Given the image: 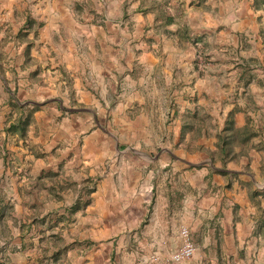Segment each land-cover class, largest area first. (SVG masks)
Wrapping results in <instances>:
<instances>
[{"label": "crops", "instance_id": "crops-1", "mask_svg": "<svg viewBox=\"0 0 264 264\" xmlns=\"http://www.w3.org/2000/svg\"><path fill=\"white\" fill-rule=\"evenodd\" d=\"M37 1L36 35H14L24 20L0 24V177L42 181L44 213L62 212L80 180L97 179L91 203L64 226L67 241L82 242L64 264H174L182 226L197 246L223 237L234 259L263 264L264 198L250 199L264 186L263 0H137L125 21L119 4L118 20L95 26L100 0L85 23L83 7ZM10 96L37 106L24 138L3 131ZM228 119L224 156L215 144ZM49 179L65 193L50 195Z\"/></svg>", "mask_w": 264, "mask_h": 264}, {"label": "rangeland", "instance_id": "rangeland-1", "mask_svg": "<svg viewBox=\"0 0 264 264\" xmlns=\"http://www.w3.org/2000/svg\"><path fill=\"white\" fill-rule=\"evenodd\" d=\"M139 1L140 5L142 1ZM66 2L72 7L78 6L80 7V9H82L83 7L84 12L81 13L80 10V18H78L77 20L79 23H85L90 20V16H86V14H89V11L86 10H88L90 8V5H92V2L90 0H88L87 2L85 0H66ZM37 3V0H0V24L19 25L22 23V20H24L25 15L32 16V14L34 16L33 18L37 22H40L39 19H36V15H34V13L36 12L35 8H37ZM100 3L102 5L105 3L104 7L106 9L103 10V8H100V13L93 14V22L89 23L91 24V26L99 25L102 22V19L108 17L110 14H113V18L117 17L116 20H118L121 17L119 14V4L122 5L123 17H121V19L123 21L128 18L127 16H125V14L131 15L132 13H136V10L139 8L138 6L136 7L137 0H100ZM114 7L117 9L116 13H114ZM10 10H14L15 13L13 15H8V13H10ZM85 12L87 13L85 14ZM117 14H119L120 17ZM3 25H0V27H2ZM197 55H201L202 58L206 60V58L203 56V53L200 52V54L198 53ZM196 59L197 68L203 70L204 66H200L199 64L200 59L197 58V56ZM98 120L100 123L103 122L102 118ZM4 154L6 156H10L6 150ZM96 180L93 179L92 181L97 183ZM26 181L27 180H25V176L21 173L3 174L0 177V195L3 199V203H9L10 205H12V208L10 209L11 216H7L5 217L4 221H0V246H2L6 242V240H10L11 243L17 244L18 246V250L9 255L11 259V262L9 264H36V261L41 252V245L38 241V238L42 236L41 233L38 232V230L40 229L33 226L31 227V229L27 230V228L25 227L21 232L22 237H20L21 234L15 222V220L19 219L20 221L29 220L28 218L33 213V210L30 209V205H34L35 212H39V214H45L43 212L45 210L43 204L49 201L45 199L44 193H39L41 185L37 184L35 186L33 182L24 184V182ZM48 182H50V180H48ZM64 185L65 186L63 189V193H65L66 191L65 188L68 187L66 186V184ZM76 185L81 186L82 181L80 180V183H77ZM31 186L36 187V189L34 190L35 194L27 193L30 190ZM61 225L63 227L62 233L69 234L68 232H65L64 226L66 224L64 226L63 224H60L57 228L53 229L54 232L60 229ZM42 228H44V226H42ZM48 233L49 231H47V234ZM199 238L201 239V237ZM199 241L200 243L198 244V246L196 244L197 242H194L196 244V251L194 256L186 261L180 262L181 264H187V261L189 260L190 264H256L255 261H253V256L249 255L248 253H246L245 256L243 254L238 255L237 259H234V256L226 251L228 247L234 246L232 240L226 243L223 237H221V239L212 237L209 240V244H207L208 242L206 241L203 242V240ZM216 247H219L220 250H218ZM195 258L196 261L193 260ZM262 263L264 264V262Z\"/></svg>", "mask_w": 264, "mask_h": 264}, {"label": "trees", "instance_id": "trees-1", "mask_svg": "<svg viewBox=\"0 0 264 264\" xmlns=\"http://www.w3.org/2000/svg\"><path fill=\"white\" fill-rule=\"evenodd\" d=\"M264 2V0H263ZM42 22H37L32 16L26 15L24 18V22L20 29L17 31V38H22L27 40L28 34L34 32L36 35L38 28L42 26ZM34 38V37H33ZM32 39L28 40L26 44L25 51L28 53L30 47L32 46ZM10 105L12 107L11 113L4 121L3 131L9 135H17L20 138H24L27 134L28 126L31 123L32 116L34 111H36L37 106H32V108H28L26 104H20L19 101L16 100L15 97L10 96ZM203 124V121L201 122ZM185 127V126H184ZM198 128H201L199 126ZM187 128H184V130ZM221 132H228L229 135L222 136L218 134V139L215 144L216 148L221 150L224 156L228 155L231 150V145L234 141V130L233 123L231 119H228L226 125L223 127ZM220 132V133H221ZM184 131L182 130V136ZM253 134H247L248 137H251ZM232 157H229L231 159ZM225 163V160H224ZM220 173L224 175H229L228 172L221 171ZM236 175V174H235ZM39 178H41L39 176ZM38 178V179H39ZM52 183L48 188V193L56 198L59 197V193L64 189V184H61L59 180L49 179ZM30 182H33L35 186L43 184L42 181H38L37 179L31 178ZM74 185V184H72ZM35 186H31L30 190L27 192L35 194ZM230 186V182L226 184V187ZM41 188V187H40ZM96 189V183L92 181L91 178H87L82 181V185L78 188V193L75 196L73 202L69 206L63 207V211L59 212L58 210H51L46 212L45 214L40 215L39 212H35L34 205H30V209L33 210V213L28 218V221H20L15 220L18 229L21 232L26 227L27 230L31 229V227L35 226L38 229V232L41 233L42 236L38 238L40 243L41 252L36 261V264H64V257L68 250L72 249L75 245L81 244L82 242L73 240L67 241L62 233V225L60 229L54 232L53 229L57 228L60 224L63 226L67 223H70L74 220V216L77 212L83 211L86 207L91 203V193ZM1 191V189H0ZM264 198V186L260 189H256L251 192L250 199L255 202L256 198ZM12 205L9 203H3V199L0 195V221H4L5 217L11 216L10 209ZM264 225V217L262 219V226ZM44 226V228H42ZM60 230V231H59ZM47 231L49 233L47 234ZM22 237V234L21 236ZM18 250L17 244L11 243L10 240H6V242L0 246V264H9L11 262L10 254L14 253Z\"/></svg>", "mask_w": 264, "mask_h": 264}, {"label": "built area", "instance_id": "built-area-1", "mask_svg": "<svg viewBox=\"0 0 264 264\" xmlns=\"http://www.w3.org/2000/svg\"><path fill=\"white\" fill-rule=\"evenodd\" d=\"M197 58L200 59V66H206L209 64L208 61L204 60L201 55H197ZM180 237L182 240L181 245L170 255V260L176 263L190 259L194 256L196 251L192 235L187 227L182 226L180 228Z\"/></svg>", "mask_w": 264, "mask_h": 264}]
</instances>
